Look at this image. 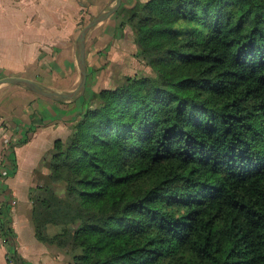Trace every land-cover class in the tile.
Returning a JSON list of instances; mask_svg holds the SVG:
<instances>
[{
  "label": "trees",
  "instance_id": "trees-1",
  "mask_svg": "<svg viewBox=\"0 0 264 264\" xmlns=\"http://www.w3.org/2000/svg\"><path fill=\"white\" fill-rule=\"evenodd\" d=\"M126 23L151 71L55 141L63 192L30 190L37 239L71 264H264V0H147ZM2 208L8 260L29 264Z\"/></svg>",
  "mask_w": 264,
  "mask_h": 264
},
{
  "label": "crops",
  "instance_id": "crops-1",
  "mask_svg": "<svg viewBox=\"0 0 264 264\" xmlns=\"http://www.w3.org/2000/svg\"><path fill=\"white\" fill-rule=\"evenodd\" d=\"M147 0H122L120 9L87 35L85 97L54 100L26 86L0 84V167L7 143L28 138L15 147L16 171L0 180V207L12 217L19 253L29 264H71L57 247L39 241L32 224L30 190L49 169L47 157L57 139L66 140L94 92L112 87L127 73L124 60L135 58L134 30L122 21ZM116 0H0V78L31 79L58 91L71 92L81 81L78 35L95 15ZM121 24V25H120ZM15 201V204H12ZM11 205V206H10ZM0 235V264L8 260Z\"/></svg>",
  "mask_w": 264,
  "mask_h": 264
},
{
  "label": "water",
  "instance_id": "water-1",
  "mask_svg": "<svg viewBox=\"0 0 264 264\" xmlns=\"http://www.w3.org/2000/svg\"><path fill=\"white\" fill-rule=\"evenodd\" d=\"M122 0H116L115 5L107 11L101 12L95 15L87 24H85L78 35V52L79 58L78 63L81 73V81L77 88L71 92H58L49 88H46L39 83L24 77L17 76H8L0 78V84L2 83H11L23 85L29 88L30 90L38 93L41 96H45L54 100H68V99H77L81 96L85 97L86 85H87V61H86V40L89 31L96 26L98 23L106 20L113 13L117 12L120 9Z\"/></svg>",
  "mask_w": 264,
  "mask_h": 264
},
{
  "label": "rangeland",
  "instance_id": "rangeland-1",
  "mask_svg": "<svg viewBox=\"0 0 264 264\" xmlns=\"http://www.w3.org/2000/svg\"><path fill=\"white\" fill-rule=\"evenodd\" d=\"M125 66H123L122 68L124 69V73L125 71L127 73L123 74H135L136 72H150L151 68L148 66V64L144 61V60H140L137 56H135V58L129 57L127 60H124ZM73 132V131H72ZM72 134V133H71ZM71 136V135H70ZM69 136V137H70ZM68 137V138H69ZM67 140V139H66ZM46 165L49 169L47 175L43 178L42 181L38 182V184L36 185V187H34L33 189L35 190V192H38L37 188L38 187H42V188H53L56 191H58V193H62L63 192V188L57 184H53L51 182L50 179V174H51V163L53 162V153H51L47 159H46ZM65 227V225H63L60 222H56V223H52L48 226V232L50 234H53L55 232H60L62 231V229ZM52 245V244H50ZM55 247H57L56 245H53ZM58 249H60L59 247H57ZM61 251H63L62 249H60ZM64 252V251H63ZM71 260L72 262V257L70 254H67L66 252H64Z\"/></svg>",
  "mask_w": 264,
  "mask_h": 264
},
{
  "label": "built area",
  "instance_id": "built-area-1",
  "mask_svg": "<svg viewBox=\"0 0 264 264\" xmlns=\"http://www.w3.org/2000/svg\"><path fill=\"white\" fill-rule=\"evenodd\" d=\"M9 149H10L9 148V144L7 143V146L4 149V153L2 155V164H1V167H0V180H2L5 177V175L6 176L9 175V174L11 175V173H12V168L10 166L12 161L9 160V157H8V154H9V151H10ZM12 204H15V201H12Z\"/></svg>",
  "mask_w": 264,
  "mask_h": 264
}]
</instances>
